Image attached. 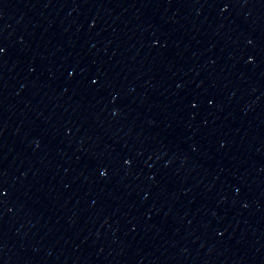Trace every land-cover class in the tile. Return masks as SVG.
I'll return each instance as SVG.
<instances>
[{"label": "water", "instance_id": "95a60500", "mask_svg": "<svg viewBox=\"0 0 264 264\" xmlns=\"http://www.w3.org/2000/svg\"><path fill=\"white\" fill-rule=\"evenodd\" d=\"M0 264H264V0H0Z\"/></svg>", "mask_w": 264, "mask_h": 264}]
</instances>
